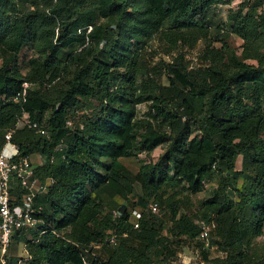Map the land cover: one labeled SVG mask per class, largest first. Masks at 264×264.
<instances>
[{"label": "trees", "instance_id": "trees-1", "mask_svg": "<svg viewBox=\"0 0 264 264\" xmlns=\"http://www.w3.org/2000/svg\"><path fill=\"white\" fill-rule=\"evenodd\" d=\"M137 1L142 3V16L132 12ZM213 1L89 0V7L74 10L80 0H57L55 4L52 0H0V48L9 55L0 65V139L15 127L23 111L52 131L49 141L30 128L16 130L11 140L19 146V155L30 158L43 143L47 163L34 166L46 191L36 196V203L43 204L47 221L65 233L62 237L44 235L39 243L29 244L30 264H101L89 245L103 242L108 229L127 232L140 241V247L121 238L106 264L155 262L168 249L154 234L160 214L149 212L152 217L134 228L127 212L115 218L113 210L119 208L118 200L130 198L137 179L143 187L138 203L156 201L162 211L159 191L163 182L172 180L167 174L172 168L174 176L184 177L193 192L203 190L205 181L220 173L218 187L204 202L201 219L215 220L210 233L220 236L227 252L219 264H254L243 250L253 236L264 235V66L247 61L260 57L254 13L237 11L229 17L234 21L232 33L244 41L243 53L237 54L227 44L218 49L214 55L222 67L189 72L167 66L169 99L155 96L162 87L150 72L138 68L136 58L128 54L133 41L124 40L136 28L137 41L151 24L163 25L167 20L186 25L182 20L193 8H204ZM29 41L46 59L43 63L32 59L29 73L21 77L9 65L15 64ZM73 44L82 48H72ZM70 67L73 76L66 85L46 96L44 90L55 89ZM26 80L32 85L25 98L15 99ZM95 100L100 106L96 114L91 109ZM145 100H154L152 108L168 122L169 145L156 164L132 175L122 159L136 147L135 106ZM69 119L72 126L67 124ZM191 120L199 132L189 137ZM154 131L150 124L141 131V151H151L165 141V132ZM60 143L66 147L56 150ZM239 155L242 168L235 170ZM103 156L107 163L98 158ZM225 167L234 169L231 176L224 174ZM241 173L244 180L239 188ZM230 189L237 192L238 200L229 196ZM171 211L170 232L200 236L199 223L186 215L177 216L174 205ZM9 264H14L11 257Z\"/></svg>", "mask_w": 264, "mask_h": 264}, {"label": "rangeland", "instance_id": "rangeland-1", "mask_svg": "<svg viewBox=\"0 0 264 264\" xmlns=\"http://www.w3.org/2000/svg\"><path fill=\"white\" fill-rule=\"evenodd\" d=\"M16 1V0H15ZM55 4L57 0H52ZM81 2L76 3L73 9H79L83 6L84 9L89 7V0H80ZM138 2V1H137ZM135 2L131 7H134L132 12H135L137 16H142L141 12L143 6L141 2ZM137 3V4H136ZM26 6H31L30 3H26ZM76 8V9H75ZM240 11L242 14L253 12L256 18V32L258 36V48H259V59H247V61L255 64H261L264 66V0H215L206 7L193 8L190 14L182 20L186 25L179 24L177 21H165L163 25L154 24L147 28V33L142 35L139 40L136 38V28L134 31L129 32L125 35L124 40L126 42L133 41L128 54L130 57L136 58L138 62V68L141 67V71L150 72L152 79L161 86L162 90H157L155 96L160 98L165 97L169 99L166 93L165 85L169 83L167 66L174 65L182 68L185 71H194L198 69H205L209 67H222V64L216 63L217 57H215L217 50L225 46L226 44L230 49L236 51L237 54L243 53L244 41L242 38L232 33V27L234 21L229 17ZM13 13L12 15H14ZM135 21L136 19L133 18ZM139 22L138 20H136ZM104 19L100 18L99 23H103ZM198 23H201L202 28ZM130 24V23H129ZM141 24V23H140ZM142 27L145 24H141ZM130 26H132L130 24ZM112 28H115L114 26ZM90 30V28H89ZM114 34H117L114 32ZM104 43L99 45V50L102 49ZM82 45L73 44L72 48L80 50ZM102 54V53H101ZM9 56L2 48H0V65L3 64L5 58ZM36 59L37 62L43 63L46 56L40 55V53L32 48V42H27L20 52L15 64H10L9 67L20 73L21 77L27 75L31 69V60ZM73 67L69 68V72L62 76L59 84H56L55 89H46L44 94L49 96L53 91L59 90L66 85L67 80L73 76ZM118 73L121 72L117 71ZM152 73V74H151ZM113 82L118 80L113 79ZM144 85V84H142ZM41 86V85H40ZM141 87V86H139ZM98 100H95L92 104L91 109L94 114L99 111L100 106ZM154 100H145L135 106L136 108V121L135 128L137 132V143L131 155L127 158H123L122 161L125 164L126 170L130 174L134 175L143 166H151L158 162L160 156L167 149L169 145L168 134L170 129L168 128V122L163 121L161 115L152 108ZM160 106H164V103L159 100ZM81 114V113H79ZM100 114V113H99ZM97 116V115H96ZM150 124L151 127L157 133H166L165 141L163 144L158 145L151 151H141L143 147L141 142V131L145 130L146 125ZM191 132L189 137L194 136L199 132L196 123L191 120L190 122ZM10 129L4 134V140L0 139V148L6 143L8 133ZM153 132V133H154ZM188 137V138H189ZM37 154L31 157L32 162L35 166H41L47 163V157L42 153L43 143L38 144ZM102 162L107 163L109 161L104 156L98 157ZM242 155H239L236 161L235 170H241L242 168ZM225 175H232L234 169L224 168ZM165 170V167H163ZM168 177L172 180L165 181L162 183V188L159 193L162 196L160 199L162 211L159 215L158 222H155V236L162 241L161 246L166 249L164 255L151 264H219L226 257L227 252L224 249L222 240L217 234H209L207 248V257L204 256L205 242L200 237H189V236H177L172 230V211L171 205L176 206L178 209L177 216L186 215L196 223L202 221V217L205 211V200L212 197L214 190L218 187L220 182V173H217L214 178L205 181V187L203 190L193 192L188 189L189 183L184 177H175L174 168L168 171ZM244 180V173H241L238 177V186L241 188V184ZM134 190L128 200L120 199L119 208L127 210L129 216V223L133 224L136 215H141V220L144 218H151L149 214V203L141 204L138 203V197L143 194V187L139 180L134 179ZM235 186V187H236ZM229 196H232L234 200H238L237 192L230 189ZM169 198V199H168ZM153 200V199H152ZM151 203V202H150ZM132 210L130 211V209ZM154 217V216H153ZM140 220V222H141ZM159 220H161L159 222ZM212 220V219H211ZM214 220V219H213ZM215 221V220H214ZM160 223V224H159ZM159 227V228H158ZM139 228V227H138ZM214 229V228H213ZM212 229V230H213ZM114 229H108V232H114ZM211 230V231H212ZM173 231V230H172ZM119 234V232L117 231ZM118 243L115 246L108 244L101 248H94V252L98 253L100 257L99 262L106 264L112 249L117 247L121 238H127L130 246L140 247V241L134 238H130L127 232H123L118 236ZM214 240V242H213ZM203 241V242H201ZM203 243V244H202ZM25 248V249H24ZM243 250L249 255L251 263L264 264V235H255L251 238V243L248 247H243ZM30 251V246L24 247L22 239L16 240L10 251V257L13 258L14 263L21 260L25 264H30L27 260ZM28 252V253H27ZM257 254V256H256ZM1 255V251H0ZM9 258V254L7 255ZM255 257H257L255 259Z\"/></svg>", "mask_w": 264, "mask_h": 264}, {"label": "built area", "instance_id": "built-area-1", "mask_svg": "<svg viewBox=\"0 0 264 264\" xmlns=\"http://www.w3.org/2000/svg\"><path fill=\"white\" fill-rule=\"evenodd\" d=\"M23 86V91L18 93L15 99L19 100L21 96L25 98L27 88L31 86V83L24 81ZM82 112L84 113V111H80V113ZM67 124L72 126L73 121L69 119ZM25 128L33 129L43 141H49L53 136L50 129L40 125L36 120H32L30 114L23 111L15 127L10 129L6 143L0 148V264H8L7 255H10V248L15 238L22 233L26 240L25 246L29 242H38L44 235L52 234L62 237L65 234L64 231L57 230L52 226L44 217V206L42 203H36V196L46 191V185L37 176L31 158L19 155V146L11 140L16 130ZM65 147L66 144L60 143L55 149L63 150ZM149 211L159 215L161 208L156 201H152L149 203ZM125 212L127 210L122 207V209L113 210V215L118 218ZM140 220L141 215H136V219L134 218L133 221L134 228L140 227ZM199 224L202 229L199 237L206 241V248L209 234L216 224L213 220H202ZM34 231L37 232V235ZM113 231L108 232L103 242L92 241L89 245L90 249L93 251L94 248H101L104 244L116 245L118 233ZM19 264L21 263L19 262Z\"/></svg>", "mask_w": 264, "mask_h": 264}, {"label": "clouds", "instance_id": "clouds-1", "mask_svg": "<svg viewBox=\"0 0 264 264\" xmlns=\"http://www.w3.org/2000/svg\"><path fill=\"white\" fill-rule=\"evenodd\" d=\"M27 81V80H26ZM31 83V82H30ZM32 85V84H31ZM61 231H63V230H61ZM35 234H37V232H35ZM43 237V236H42ZM20 239H22L23 240V242H24V247H26V249H27V246L29 245V244H31V243H39L41 240H42V238L38 241V242H29V243H27V245L25 246V244H26V240H25V236L23 235V233L20 235V236H17L16 238H15V240H14V242L16 241V240H20ZM92 242V241H91ZM14 244V243H13ZM105 245V244H104ZM103 245V246H104ZM108 245V244H107ZM13 246V245H12ZM11 250H12V247L10 248ZM25 249V248H24ZM10 250V251H11ZM94 251V250H93ZM28 253V252H27ZM29 253H30V251H29ZM29 256L27 257V260H29L30 262L32 261V259H33V255H31V253L30 254H28ZM9 260H10V255H9V258H8V264H9ZM19 262L21 263V264H25L24 262H22V261H20L19 260ZM19 262L18 261H16L14 264H19Z\"/></svg>", "mask_w": 264, "mask_h": 264}, {"label": "crops", "instance_id": "crops-1", "mask_svg": "<svg viewBox=\"0 0 264 264\" xmlns=\"http://www.w3.org/2000/svg\"><path fill=\"white\" fill-rule=\"evenodd\" d=\"M33 156V155H32Z\"/></svg>", "mask_w": 264, "mask_h": 264}]
</instances>
